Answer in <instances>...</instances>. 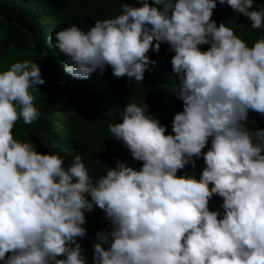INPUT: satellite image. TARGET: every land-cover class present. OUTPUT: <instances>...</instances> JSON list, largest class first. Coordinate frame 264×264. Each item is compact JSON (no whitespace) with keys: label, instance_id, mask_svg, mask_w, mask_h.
<instances>
[{"label":"clouds","instance_id":"1","mask_svg":"<svg viewBox=\"0 0 264 264\" xmlns=\"http://www.w3.org/2000/svg\"><path fill=\"white\" fill-rule=\"evenodd\" d=\"M217 2L253 29L264 25V10H250L254 0H137L139 7L124 4L87 32L72 25L46 38L68 58L64 71L80 79L110 66L114 77L141 82L156 63L150 49L167 43L174 51L183 111L174 115L173 134L135 103L109 124L143 162L139 171L118 160L93 180L80 155L65 168L58 154L14 139L18 120L31 125L41 117L29 89L45 80L29 60L0 72L3 264H86L76 241L94 205L111 231L96 233L93 264H264V128L247 126L250 110L264 116V36L250 48L223 22L217 26ZM201 156L198 180L177 176ZM214 195L223 199L222 214L209 210Z\"/></svg>","mask_w":264,"mask_h":264},{"label":"trees","instance_id":"2","mask_svg":"<svg viewBox=\"0 0 264 264\" xmlns=\"http://www.w3.org/2000/svg\"><path fill=\"white\" fill-rule=\"evenodd\" d=\"M124 4L140 6L137 0H0V72L12 63L29 60L40 67L45 80L43 85L36 86L39 90L29 89L41 117L31 125L18 120L12 129L14 139L32 144L41 154H58L64 158L65 168L80 155L93 180L105 176L109 168L116 167L118 160L137 171L142 166L143 162L134 160L127 147L109 131L110 123L122 122L120 113L127 104L135 103L142 108L146 105L145 114L165 126V135L173 134L174 115L183 111V102L177 95L179 81L171 65L175 53L167 43H161L158 53L149 50V59L156 63L149 65L150 71L145 70L141 82L127 76L114 77L110 66H105L103 73L99 69L91 72L87 79L74 78L64 71L68 58L46 43L48 36L72 25L87 32L95 21L120 15ZM250 10H264V0H254ZM211 19L217 26L223 22L233 29L250 48L264 36V25L253 29L248 18L227 4L217 2ZM198 47L204 51L209 46ZM247 126L253 131L264 128V116L250 110ZM211 139L202 153L211 147ZM193 159L195 167L186 165L178 170V177L199 179L206 165L202 156ZM222 203L223 199L214 195L209 200V210L222 214ZM84 215L86 223L82 227L86 235L76 242L81 245L86 264H93L96 233L107 234L111 224L103 210L95 205L93 211Z\"/></svg>","mask_w":264,"mask_h":264}]
</instances>
